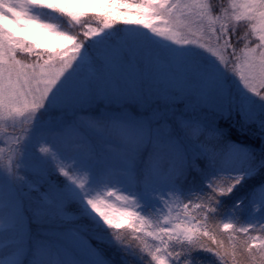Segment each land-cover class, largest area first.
Masks as SVG:
<instances>
[{
    "label": "snow or ice",
    "instance_id": "1",
    "mask_svg": "<svg viewBox=\"0 0 264 264\" xmlns=\"http://www.w3.org/2000/svg\"><path fill=\"white\" fill-rule=\"evenodd\" d=\"M0 264H264V0H0Z\"/></svg>",
    "mask_w": 264,
    "mask_h": 264
},
{
    "label": "rangeland",
    "instance_id": "2",
    "mask_svg": "<svg viewBox=\"0 0 264 264\" xmlns=\"http://www.w3.org/2000/svg\"><path fill=\"white\" fill-rule=\"evenodd\" d=\"M224 2L226 3V0H224ZM211 3L213 5H217L218 3H220V0H211ZM129 18L130 19H135L137 17H135V14H129ZM117 28H122L124 27L123 24H117L116 25ZM25 36H29L32 39H35L37 41H39L41 44L51 48V47H59L61 45H65L67 44V41L64 38H61L57 35H53L49 32H47L46 30L40 29L38 26H32L31 28H29V30L25 31L22 33ZM241 42L240 44L236 45L237 48L242 46ZM8 131L10 133H13L15 135H21V139L23 140V135L21 134V130L20 128H16L15 130H13L12 128H9ZM114 199V198H113ZM242 224V222L240 223ZM33 230L35 231V229L37 228V225L33 224L32 225ZM125 235L127 236L128 234L125 233Z\"/></svg>",
    "mask_w": 264,
    "mask_h": 264
},
{
    "label": "trees",
    "instance_id": "3",
    "mask_svg": "<svg viewBox=\"0 0 264 264\" xmlns=\"http://www.w3.org/2000/svg\"><path fill=\"white\" fill-rule=\"evenodd\" d=\"M242 30V29H241ZM235 36H233V42L235 43ZM236 45H238V44H236ZM238 226H241V224H238ZM253 235H255L256 233H252ZM237 235H239V233H237Z\"/></svg>",
    "mask_w": 264,
    "mask_h": 264
}]
</instances>
